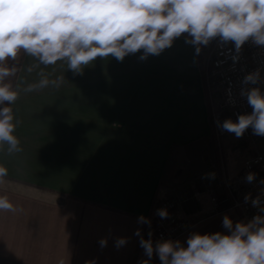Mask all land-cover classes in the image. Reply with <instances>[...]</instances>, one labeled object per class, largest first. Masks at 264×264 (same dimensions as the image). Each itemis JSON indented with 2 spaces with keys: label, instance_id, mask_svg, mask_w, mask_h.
<instances>
[{
  "label": "crops",
  "instance_id": "1",
  "mask_svg": "<svg viewBox=\"0 0 264 264\" xmlns=\"http://www.w3.org/2000/svg\"><path fill=\"white\" fill-rule=\"evenodd\" d=\"M186 35L146 60L98 58L81 75L57 64L43 70L64 74L59 89L21 93L13 108L23 151L0 150L8 169L0 195L23 212H0V264H141L148 258L135 233L147 239L148 224L138 219L150 220L159 197L176 199L191 221L176 239L185 246L194 232L227 234L225 215L244 222L226 196L240 173L220 177L201 52ZM39 71L14 83L35 82ZM118 238L127 243L118 248ZM149 264L161 262L154 254Z\"/></svg>",
  "mask_w": 264,
  "mask_h": 264
},
{
  "label": "clouds",
  "instance_id": "2",
  "mask_svg": "<svg viewBox=\"0 0 264 264\" xmlns=\"http://www.w3.org/2000/svg\"><path fill=\"white\" fill-rule=\"evenodd\" d=\"M185 34V42L195 47L196 54L214 40L233 44L237 53L248 41L264 47V0H0V150L9 155L23 151L16 135L20 121L13 108L21 93L59 89L65 83L64 74L50 78L43 69L61 64L81 75L98 58L122 62L126 56L141 53L139 58L146 60ZM21 56L31 62L22 65ZM36 69L40 71L35 82L25 81L24 87L14 83L21 71L30 74ZM260 82L256 70L242 84ZM241 95L247 98L251 113L218 126L237 138L250 127L255 135L264 136V92L258 86L244 87ZM7 176L8 169L0 164V185ZM255 178L251 172L246 176L249 183ZM249 199L250 195L245 197ZM251 203L259 214L248 222L234 224L225 215L222 225L227 234L194 232L186 246L170 239L154 244L151 232L144 239L138 229L135 235L140 236L148 258L141 264H149L154 254L161 264H264V202L258 196ZM0 212L20 213L23 208L0 195ZM157 214L168 216L166 209ZM138 222L150 225L143 216ZM126 243V238H118L116 246ZM99 244L105 247L107 239Z\"/></svg>",
  "mask_w": 264,
  "mask_h": 264
},
{
  "label": "built area",
  "instance_id": "3",
  "mask_svg": "<svg viewBox=\"0 0 264 264\" xmlns=\"http://www.w3.org/2000/svg\"><path fill=\"white\" fill-rule=\"evenodd\" d=\"M201 53L209 66L210 76L214 80L219 96L212 114L214 131L218 137L226 136L228 132L218 124H222L226 119L236 121L239 114L252 111L247 98L241 95V89L258 86L264 92V47L248 41L237 53L233 44L220 45L218 40H214L208 46H203ZM256 70L260 71L261 82L258 85H243L244 77ZM239 139L250 142L255 153L245 159L244 176L239 182L227 183L226 196L230 207L240 214L244 222H248L259 214L258 208L252 205L251 200L259 196L264 202V183H261L264 181V136L255 135L250 127ZM250 172L256 174L255 180L251 183L246 180ZM208 194L215 206H218L220 200L215 190L208 189ZM249 195L250 199L245 201V197ZM159 209H166L168 216L161 218L157 214ZM149 221L146 237L149 239L151 232L154 244L160 240L174 241L192 225L189 218L181 212L179 202L168 197H159L155 200Z\"/></svg>",
  "mask_w": 264,
  "mask_h": 264
},
{
  "label": "rangeland",
  "instance_id": "4",
  "mask_svg": "<svg viewBox=\"0 0 264 264\" xmlns=\"http://www.w3.org/2000/svg\"><path fill=\"white\" fill-rule=\"evenodd\" d=\"M201 68L203 71L205 91L208 96L211 116V131L213 138V145L215 154L218 162V168L220 169V177L222 178L221 171L228 173L235 169L239 179L244 176V161L249 156L255 153L253 146L250 142L240 140L236 137V140L231 141L230 139L234 136L233 133H229L226 136L218 137L214 131L212 123V114L216 101L219 99L216 85L214 84L213 78L210 76V69L208 64L205 63L204 55L201 53ZM230 169V170H229ZM224 186V185H223ZM227 186V184H226Z\"/></svg>",
  "mask_w": 264,
  "mask_h": 264
}]
</instances>
